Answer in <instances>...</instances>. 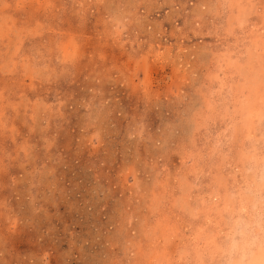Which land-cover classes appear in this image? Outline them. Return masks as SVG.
<instances>
[{
	"label": "rangeland",
	"instance_id": "obj_1",
	"mask_svg": "<svg viewBox=\"0 0 264 264\" xmlns=\"http://www.w3.org/2000/svg\"><path fill=\"white\" fill-rule=\"evenodd\" d=\"M0 264H264V0H0Z\"/></svg>",
	"mask_w": 264,
	"mask_h": 264
}]
</instances>
